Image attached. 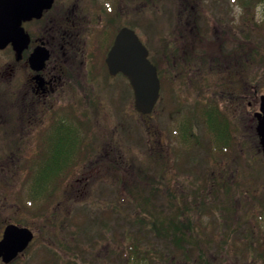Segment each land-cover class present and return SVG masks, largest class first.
<instances>
[{"label": "rangeland", "instance_id": "1", "mask_svg": "<svg viewBox=\"0 0 264 264\" xmlns=\"http://www.w3.org/2000/svg\"><path fill=\"white\" fill-rule=\"evenodd\" d=\"M97 1L110 16L102 23L93 18L89 54L113 17L104 44L111 46L119 29L130 26L163 53L166 40L178 36L177 9L185 6L199 11L195 23L206 39L189 31L184 53L172 51L181 57L161 65V96L151 117L136 111L128 79L92 81L75 110L67 162L72 171L56 183L46 215L35 216L21 202L30 185L27 164L41 159V142L27 136L14 152L0 128V239L10 223L34 232L28 249L9 264H45L55 257L60 264H264V155L254 116L264 95V0ZM10 52H0L1 107L9 93ZM216 108L230 123L233 140L225 147L213 142L203 117ZM14 110L16 135L24 138L20 104ZM9 118L0 108L2 127ZM181 209L197 220L198 231H188L183 244L187 256L153 230L149 214L174 218ZM130 235L138 245L136 261L129 260Z\"/></svg>", "mask_w": 264, "mask_h": 264}, {"label": "flooded vegetation", "instance_id": "2", "mask_svg": "<svg viewBox=\"0 0 264 264\" xmlns=\"http://www.w3.org/2000/svg\"><path fill=\"white\" fill-rule=\"evenodd\" d=\"M89 1L53 0L51 6L44 9L41 17L23 21L22 27L25 35H27V42L21 53H18L13 43L0 50V52L11 51L9 55L11 63L6 68V74L10 78V83L7 86L9 93L6 94V102L3 107H1L2 104L0 105L1 109L6 107V112L10 118L7 120L8 126L2 127L0 124V128L4 134L8 135L11 144H15L14 152L18 150L19 141L23 140L24 142V139H28L26 137L30 136L39 139L41 142L36 152H39L40 157L55 156L59 153L61 141L70 143L75 138L77 102L82 105L83 101L86 100L85 97L89 95L88 89L92 85V81L99 78L128 79L121 72L112 76L106 61L117 35L123 28L132 29L145 45L148 50V59L157 67L159 77L161 71L165 70L161 68V65L164 61H168V57L174 61L181 57L177 52L172 53L175 47L182 49V53H184L187 43L189 45L187 36L189 31L197 29L198 37L201 36L199 39H206L202 37L204 30L198 29L195 23L199 11L185 6L177 9L178 17L175 30L178 36L175 39L166 40L163 53L151 50L137 32V28L130 26L119 29L113 37L111 46L108 43L104 44L110 36L108 29L114 27V17L112 16L113 18L108 21L109 26L104 24L105 31L102 32L98 44L93 45L94 49L89 54L86 44L89 33L93 36V29L90 27L93 18L99 19L102 23L104 18L108 20V16H110L109 8L107 5H103V1L98 3L97 0H94L93 5ZM150 2L152 5L154 4L153 0ZM123 17V14H116L115 18L122 20ZM190 24L193 27L188 29ZM36 51H42L48 56L40 65L32 63V57ZM169 51L170 54H168ZM78 77L81 80H76ZM13 81L18 82L12 85ZM81 92L85 93V96ZM93 99L97 100V98H91L90 102ZM243 99L246 102L247 96ZM19 104L22 112L20 117L25 127L24 138L16 135L18 119L17 117L14 118L16 116L14 108ZM248 105L251 107L252 102H248ZM215 110L219 111L216 108L212 110V113ZM20 156L28 155L22 154Z\"/></svg>", "mask_w": 264, "mask_h": 264}, {"label": "water", "instance_id": "3", "mask_svg": "<svg viewBox=\"0 0 264 264\" xmlns=\"http://www.w3.org/2000/svg\"><path fill=\"white\" fill-rule=\"evenodd\" d=\"M53 0H0V50L13 43L21 53L27 42L22 27L23 21L41 17L44 9L49 8ZM47 54L36 51L32 63L40 65ZM107 65L112 76L123 73L131 84L135 97V109L144 117H150L160 99L161 81L157 67L148 59V50L136 33L123 28L117 35L108 54ZM256 132L264 155V95L260 98ZM34 232L26 226L8 224L0 239V259L9 264L23 254L32 241Z\"/></svg>", "mask_w": 264, "mask_h": 264}, {"label": "trees", "instance_id": "4", "mask_svg": "<svg viewBox=\"0 0 264 264\" xmlns=\"http://www.w3.org/2000/svg\"><path fill=\"white\" fill-rule=\"evenodd\" d=\"M207 110H210V107ZM203 117H206L205 123L207 122L208 124V133H210L211 137L214 136L213 142L219 147L229 145L233 140V137L231 135L228 119L217 110L213 113L210 111L206 112L205 110ZM184 129L187 133V129ZM183 134L185 135V131ZM69 144V142L61 141L59 143L58 154L52 157H41L40 160L33 159V161H29L27 164L31 169L29 174L30 185L28 184L27 198L21 199V202L24 206H27L28 210L33 211L35 216L40 217L47 214L50 204L56 199V190H58L56 183H62L65 178L64 176L67 175L65 173H70L72 171L71 165L67 163L72 158L71 153L73 151L70 149ZM217 145H215V147ZM218 146L217 148H219ZM192 147H194V145ZM175 200L177 203L178 201L176 198ZM177 205L183 206L180 202H178ZM192 207H194V205H192ZM180 211L181 212L178 213L177 217L174 218L161 211L157 212L150 210L149 214L151 216L150 220L153 230L159 232L161 234L159 235L163 240L170 241V245L174 246V248L180 251L181 254L187 256L189 252L185 249L183 244L188 245L189 243L187 238L188 231L192 235L198 231V228L196 227L197 222H195L197 220L191 219V213H189V210L181 209ZM192 235L188 237H191ZM129 238L130 239H127L126 243L131 256L129 260L136 261L137 258H139L136 256L138 245L134 241L132 235H130ZM49 254L50 253H48V255ZM262 256H264V253ZM56 258L59 257H55L54 260L51 259V262H54L53 264H60ZM48 261L49 262H46L45 264H52L50 259ZM141 262H143L142 259L140 263Z\"/></svg>", "mask_w": 264, "mask_h": 264}]
</instances>
